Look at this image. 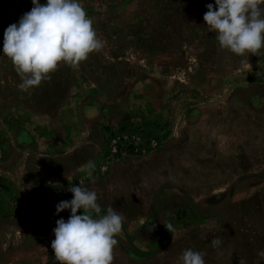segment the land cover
Listing matches in <instances>:
<instances>
[{"label":"rangeland","instance_id":"374dc122","mask_svg":"<svg viewBox=\"0 0 264 264\" xmlns=\"http://www.w3.org/2000/svg\"><path fill=\"white\" fill-rule=\"evenodd\" d=\"M80 3L104 48L21 91L3 34L33 4L0 0V264H59L78 184L125 218L112 264H264V49L219 50L215 0Z\"/></svg>","mask_w":264,"mask_h":264},{"label":"clouds","instance_id":"9594fccd","mask_svg":"<svg viewBox=\"0 0 264 264\" xmlns=\"http://www.w3.org/2000/svg\"><path fill=\"white\" fill-rule=\"evenodd\" d=\"M33 7L18 23L10 24L3 34L2 53L20 77L18 88L28 91L50 79L63 62L73 69L89 54L101 51L102 41L80 0H32ZM203 20L215 33L219 50L240 57L258 56L264 49V0H215L207 4ZM89 177L95 170L92 161L80 169ZM73 198L56 205V213L71 210L65 221H56L51 250L59 264H112L117 236L124 216L109 207L106 214L95 191L78 184L69 188ZM82 210V214H77ZM170 232V225H165ZM220 238L211 246L218 248ZM204 253L186 249L182 264H205ZM258 255L264 258V250ZM243 264V261L241 262Z\"/></svg>","mask_w":264,"mask_h":264}]
</instances>
